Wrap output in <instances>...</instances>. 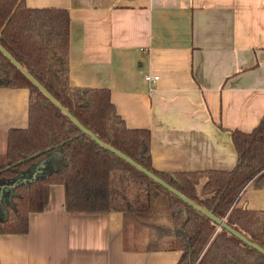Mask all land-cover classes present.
<instances>
[{
	"label": "crops",
	"instance_id": "obj_1",
	"mask_svg": "<svg viewBox=\"0 0 264 264\" xmlns=\"http://www.w3.org/2000/svg\"><path fill=\"white\" fill-rule=\"evenodd\" d=\"M70 16L71 83L107 89L131 130L151 133L163 174L231 172V133L264 118V0H25ZM159 76L155 84L147 76ZM29 90L0 88V157L10 133L29 126ZM238 207L264 211V187ZM124 215L70 214L50 188L22 235H0V264H178L171 248H139Z\"/></svg>",
	"mask_w": 264,
	"mask_h": 264
},
{
	"label": "trees",
	"instance_id": "obj_2",
	"mask_svg": "<svg viewBox=\"0 0 264 264\" xmlns=\"http://www.w3.org/2000/svg\"><path fill=\"white\" fill-rule=\"evenodd\" d=\"M70 22L66 10L0 0V88L30 95L29 126L10 133L0 157V190L10 192L0 235L27 234L30 214L61 185L70 214L120 212L127 230L166 216L178 264H264V211L237 206L249 185L264 187V118L252 133H231L233 171L160 173L150 131L129 129L109 90L72 85Z\"/></svg>",
	"mask_w": 264,
	"mask_h": 264
},
{
	"label": "rangeland",
	"instance_id": "obj_3",
	"mask_svg": "<svg viewBox=\"0 0 264 264\" xmlns=\"http://www.w3.org/2000/svg\"><path fill=\"white\" fill-rule=\"evenodd\" d=\"M203 183H205V180L201 179L197 186L198 191L203 187ZM9 193L0 190V218H5L7 215L6 207H9L10 203ZM171 226L169 219L166 216H161L156 217L154 221L151 220L148 225L141 227L140 230H134L133 227H130L128 231L134 232L133 237L136 238L135 243L139 248L145 249L150 243L157 242L161 248L165 249L170 248L169 228Z\"/></svg>",
	"mask_w": 264,
	"mask_h": 264
},
{
	"label": "built area",
	"instance_id": "obj_4",
	"mask_svg": "<svg viewBox=\"0 0 264 264\" xmlns=\"http://www.w3.org/2000/svg\"><path fill=\"white\" fill-rule=\"evenodd\" d=\"M147 81L150 82L151 84H155L157 83V81L159 80V76H147L146 77Z\"/></svg>",
	"mask_w": 264,
	"mask_h": 264
}]
</instances>
